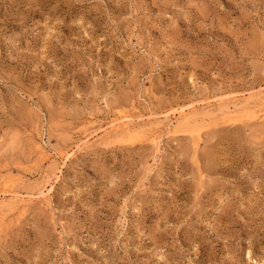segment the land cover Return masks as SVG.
I'll return each mask as SVG.
<instances>
[{
  "label": "rangeland",
  "instance_id": "1",
  "mask_svg": "<svg viewBox=\"0 0 264 264\" xmlns=\"http://www.w3.org/2000/svg\"><path fill=\"white\" fill-rule=\"evenodd\" d=\"M0 264H264V0H0Z\"/></svg>",
  "mask_w": 264,
  "mask_h": 264
},
{
  "label": "bare ground",
  "instance_id": "2",
  "mask_svg": "<svg viewBox=\"0 0 264 264\" xmlns=\"http://www.w3.org/2000/svg\"><path fill=\"white\" fill-rule=\"evenodd\" d=\"M261 94V93H260Z\"/></svg>",
  "mask_w": 264,
  "mask_h": 264
}]
</instances>
